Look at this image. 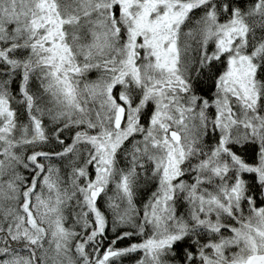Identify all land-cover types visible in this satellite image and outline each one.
I'll return each instance as SVG.
<instances>
[{
	"label": "snow or ice",
	"instance_id": "1",
	"mask_svg": "<svg viewBox=\"0 0 264 264\" xmlns=\"http://www.w3.org/2000/svg\"><path fill=\"white\" fill-rule=\"evenodd\" d=\"M0 264H264V0H0Z\"/></svg>",
	"mask_w": 264,
	"mask_h": 264
}]
</instances>
